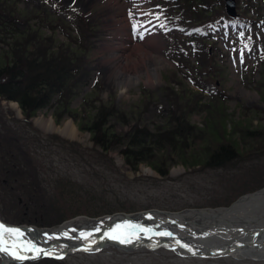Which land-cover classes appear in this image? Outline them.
Returning <instances> with one entry per match:
<instances>
[{
    "label": "rangeland",
    "instance_id": "1",
    "mask_svg": "<svg viewBox=\"0 0 264 264\" xmlns=\"http://www.w3.org/2000/svg\"><path fill=\"white\" fill-rule=\"evenodd\" d=\"M16 1L8 0V3H16L24 15L25 13L33 14L36 17L31 19L23 16L20 19L19 13L16 14L14 11L13 17L9 16L10 21L15 23V28L19 31L35 29L37 34V30L44 31L43 43L34 44L35 51L37 50L42 59L50 52L47 48H51L53 44L51 39L58 40L56 46L61 43L59 47L65 57L71 51L68 45L72 44V48H75V44L76 47L80 46L79 52L78 50L76 52L79 56L67 57L73 60L68 66L78 68L80 61L82 71L91 72L92 79L98 81L99 78L104 85V89L103 87L94 89L92 85L85 88L84 96L88 90L94 89L99 92L100 101L115 102L116 112H133L134 116L142 119V126L155 130L156 126L164 125L169 112V102L162 87L171 81L172 77H175L179 83L182 79L186 83H189V80L179 72L173 75L177 69L165 57V52L167 46L175 49L179 46L176 41L168 39L163 34L158 15L151 6L153 0H118V3H125L126 7H115L118 8L116 11L111 5H114L117 0H95L93 6L81 4L84 0H52L51 5H48L46 0ZM234 1L238 10L245 7V0ZM222 2L221 7L227 5L226 0ZM258 2H260V8H263L264 0H258ZM53 7H60V11H55ZM223 10L225 12L226 9ZM74 12L81 13L83 19L87 20L84 26L82 24L81 37H78L76 41L73 30ZM260 15L257 19L244 18L234 23V27H231L234 29L231 37L226 42L222 39L217 44L227 50V55L221 54L218 59L221 68L216 69V74L209 72L210 78L206 83L194 76V79L196 78V81L202 84L201 87L197 88L192 84L189 86L193 88L188 86L197 93L203 87L204 91L199 94H203L206 99L202 102L209 103L214 98H226L224 100L226 106L212 117L216 123L213 135L206 132L205 136L200 133L202 137L200 139L205 138L203 143H197L192 152L187 151L185 154L189 164L179 162L172 165L167 177L160 175L146 163L141 164L138 170H132L126 164L119 149L104 152L97 148L91 133L86 129L88 124L85 125L81 119L77 120L74 116L62 114L63 112L56 109L57 97L53 100L52 106L28 121L35 122L37 118L44 116L53 118L60 127L72 121L78 130L79 138L70 139L58 133H43L34 123H27L19 105L21 116H18V112L9 103H7L9 108L6 109V101H0V183L4 177L8 176L6 162L10 160L11 163L18 164L14 178L20 180V186L13 188L17 192V194L13 193L14 197L20 199H8L7 211L13 217L30 216L35 219V222L45 226L46 223L57 224L77 217L93 218L110 213H133L130 211L140 212L152 209L161 213H178L189 209H217L229 207L239 197L255 192L257 188L264 185V82L259 76L262 71L259 67L263 63V10ZM179 18L184 20L183 23H179ZM216 18L218 16L207 22L201 21L199 25L207 26L204 30L209 32V26L220 22L215 20ZM255 20V27L249 28V24ZM186 21L183 15L171 14L166 19L165 31L171 37L178 38L179 34L172 35L174 29L198 25H189ZM52 23L55 26L54 34L50 29ZM64 23L66 26H63ZM88 25H92L93 28ZM6 34V32L1 33L0 55L3 51H8L7 43L13 42L9 36L6 38ZM34 36L37 35L34 34ZM91 43L92 45H89ZM142 51L160 54L170 63L166 66V70L161 71L163 85L150 88L141 83L130 89L129 94H123L122 85L115 86L108 80L109 67L121 66L122 59L119 58L136 59ZM193 68L195 71V67ZM173 88L179 97L183 92L181 84ZM242 89L249 94L244 95ZM186 95L189 99L195 100L190 93ZM179 99L185 103L180 97ZM82 101L83 99H78L74 105L80 111L83 108ZM136 105L140 106V112ZM181 105L185 107V104ZM131 106L134 110H130ZM206 109L191 115V122L202 129L210 119L208 112L211 109L208 107ZM221 113H226L228 117L221 118L219 115ZM231 122L242 123L244 126L252 127L251 131L261 130L262 132L256 135H250L247 132L246 135L236 129L231 130ZM135 124V120L130 126L118 124L117 130L120 134H127ZM245 136H248L250 140L241 141V138ZM234 141L241 143L240 147L242 151H245L236 160H224V166L216 169L210 168V162L202 165L211 154L210 151L221 145L219 142L233 143ZM169 153L171 151L167 149L165 154L168 156ZM118 158L122 160L121 164L117 163ZM199 159L202 163L195 167L190 166L193 161H199ZM176 171L179 172L174 174ZM4 182L7 184V179ZM1 199L2 201L4 199L2 194H0ZM4 216L7 218L6 214ZM66 263L264 264V262L251 261L237 262L231 259L186 260L163 252L128 255L120 251H109L98 256H73L69 257Z\"/></svg>",
    "mask_w": 264,
    "mask_h": 264
},
{
    "label": "trees",
    "instance_id": "2",
    "mask_svg": "<svg viewBox=\"0 0 264 264\" xmlns=\"http://www.w3.org/2000/svg\"><path fill=\"white\" fill-rule=\"evenodd\" d=\"M163 3L169 6L160 7V13L164 20L166 17L171 16V14H180L186 17V22H188L189 25L198 24L197 27L202 34H200L198 30H193V27L182 26V36L174 38L177 39V45H188L193 48V50H189V52H192L196 56L197 60L193 63L194 65L188 62L190 59L189 56H184L181 52H174L172 58L175 61L179 73L183 75V77L190 78L197 86H202L196 81V78L194 79V76L199 77L203 83L208 82L210 78L209 72L216 74V69L221 68L218 62V52H221V50L216 48L218 51L216 53L214 50L210 51V48L207 47L209 43L205 41L206 37L209 36V33L204 30L207 26L202 27L199 24L201 21L207 22L218 16L215 20H220V22L217 25L213 24L208 27L210 29V34L216 35V31L219 30L218 32H222L225 36L229 37L232 28L229 26V19L223 10L224 7H221L223 2L222 0H163ZM0 9V37L1 33L6 32V38L9 36L13 40L12 43L4 41L7 43L9 49L8 51H3L2 55H0V101L18 102L27 122H29V119L36 117L40 111L52 106L54 104L53 100L57 97L56 109L63 112L62 114L66 113V115L74 116L77 120L81 119L85 125L88 124L86 129L91 133L92 140L97 148L104 152H111L119 149L126 164L132 170L136 171L141 164L146 163L151 165L153 170L160 175L166 177L169 175V168L172 165H176L179 162L185 165L189 164V159H186L185 154L187 151L192 152L196 148L197 143H203L205 138L203 137L204 139H200L202 138L199 135L200 133L205 134V136L206 132L211 136L213 135V129L216 127V123L212 117H214V114H218V111L225 109L226 105L224 100H226V98H214V100L209 103L207 101L202 102L203 99H206L203 94H199L201 91H204L203 87L198 93L194 92L182 79L181 83L178 81L183 91L179 97L184 100L185 103L181 102L179 97H177V93L173 88L174 86H169L168 88L170 90L167 91L168 95L166 94L169 102V112L166 121L164 125L156 126L155 130H151L149 127L142 126L140 124L141 119L138 116H134L133 112H116L115 102L111 101L104 103L100 101L98 96L99 92L94 89L100 88L101 83L99 80L92 79L91 72L82 71V63L79 61V58L78 68H70L68 66L73 60L67 57H71L72 55L76 57L79 56L76 52L77 50L79 52L80 46L76 47L74 42L73 45L75 44V48L71 47L72 44L68 45L71 51L65 57L59 47L61 43L56 46L58 40L54 41L51 39V43L53 44L51 48H47V51L50 52L42 59L39 56L40 54L37 53V50L35 51L36 48L34 44L43 43L44 31L37 30L38 34L33 29L29 31H19L15 28V23L10 21L9 18V16L13 17L12 13L14 11L16 14L19 13L18 18L20 19L23 16L33 19L36 16L26 13L24 15V12L17 7L16 3L9 4L8 0L0 1ZM243 14V18L247 17L249 19H251L249 17L250 15H260L258 0H247L246 6L243 8ZM4 19L5 21L3 22ZM179 19L182 20L181 18ZM183 21L184 20H182L181 23H183ZM86 22L87 20L83 19L82 16H77L76 24L74 25L75 28H73L76 34L74 37L75 41L78 37H81V31L83 29L82 24L84 26ZM255 22L256 20L249 24V28H254ZM52 24L50 29L52 34H54L55 26L54 23ZM65 24L66 23H64L63 26H66ZM16 26L18 27L19 25ZM90 28H93V26L91 25ZM179 32L180 31H178V34ZM34 34L37 36H34ZM95 37L97 38V35ZM52 38H54V36H52ZM85 41L84 39V42ZM48 43L50 42L48 41ZM89 45H92V43ZM57 53H59V55H57ZM210 60H212V62H209ZM262 62L259 67V69L262 70L259 76L260 79L263 78L264 82V39ZM193 67H195V71ZM175 74L177 73L173 75L175 76ZM91 85L94 89L84 96V89ZM66 91H68V93ZM187 93H190L195 100L189 99L186 95ZM78 99H83L81 103L83 108H81V111L79 108L74 107ZM181 104H185V107ZM136 107L138 109L140 106L136 105ZM206 107L211 109V111L208 112L210 114V119H208L207 123L204 125L205 129H202L191 122V115L195 112L206 111ZM130 110H134V107L131 106ZM138 111H141L140 108ZM219 115L221 118L228 117L226 113H221ZM134 120L136 125L132 127L131 131L127 134H120L115 127L116 124L128 126L134 122ZM231 123V130L236 129V131L246 133V135L247 132L250 135L260 134L262 132L261 130L251 131L252 127L244 126L242 123ZM248 138V136L242 137L241 141L246 142L250 140ZM219 144L221 145H218V147L210 151L211 154L206 158L207 160L203 159L206 161H203L204 163L202 165L209 164L210 162V168L216 169L223 167L225 164L224 160L234 161L242 152H245L244 150L242 151L240 147L241 143L239 142H219ZM167 149L170 150L172 154L169 153L167 156V154H165ZM199 163H202L200 159L199 161H193L190 166L195 167ZM16 166H18V164L11 163V160L6 162V172L8 176L4 177L0 183V194L4 196L3 201L2 199L0 200L2 218L5 221L8 219V221L13 224H36L41 227L59 225L60 223H46V225L43 226L35 222V219L30 216L25 218L20 216L13 217L7 211L8 199H20L13 195V193L17 194V192H15L16 189L13 190V188L20 186L19 178H14L16 175ZM5 179L8 181L7 184L4 182ZM5 214L7 218H5ZM10 217L12 218L9 219ZM33 264L67 263L65 261L45 260Z\"/></svg>",
    "mask_w": 264,
    "mask_h": 264
},
{
    "label": "water",
    "instance_id": "3",
    "mask_svg": "<svg viewBox=\"0 0 264 264\" xmlns=\"http://www.w3.org/2000/svg\"><path fill=\"white\" fill-rule=\"evenodd\" d=\"M226 3L229 14L236 16L235 1ZM262 193L264 196V189L244 196L229 208L78 217L53 229L8 225L0 216V225L5 229L18 230L0 229V264L64 260L111 248L128 253L169 251L182 258L264 261ZM245 201L252 202L255 208L250 217L238 215ZM176 214L179 219L174 217Z\"/></svg>",
    "mask_w": 264,
    "mask_h": 264
},
{
    "label": "bare ground",
    "instance_id": "4",
    "mask_svg": "<svg viewBox=\"0 0 264 264\" xmlns=\"http://www.w3.org/2000/svg\"><path fill=\"white\" fill-rule=\"evenodd\" d=\"M95 0H84L81 2V4H84L85 6L95 5ZM113 10H118V8L115 7H126L125 3H118V0L114 3V5H111ZM75 28V27H74ZM35 31V29H33ZM94 49L92 50V52ZM122 59L120 62L122 63L121 66H110L108 71V80L113 82V85H122L124 89H122L123 94H129L130 89L133 87L139 86L141 83H144L146 86L150 88H158L163 85V77L161 74L162 70H166V66L170 63L166 61V59L156 53H146V52H140L137 56V58L131 60V59ZM174 64V63H172ZM178 70H175V73H177ZM94 78H98L95 77ZM99 79V78H98ZM100 81V79H99ZM101 85L100 87H103V82L100 81ZM188 86L190 85L187 83ZM177 85L179 83L177 82V79L175 77H172V80L169 81L167 84H165L162 87V91L164 94H167V91L170 89L169 86H175L177 88ZM191 87V86H189ZM193 88V87H191ZM104 89V87H103ZM91 90H89L88 93H90ZM242 93L244 95L249 94V92L242 89ZM168 95V94H167ZM166 95V97H167ZM155 98V97H154ZM105 103V102H104ZM17 112L18 116H21V112L17 105L13 104L12 106ZM142 121V119H141ZM132 124V123H131ZM130 124V125H131ZM142 125V123L140 122ZM34 125L38 129H40L43 133L46 134H54L58 133L64 137L70 138V139H77L79 138L78 130L74 123L72 121L66 122L64 126L60 127L57 126L53 118H45L44 116H41L37 118L34 122ZM128 125V126H130ZM136 125V124H135ZM116 129L118 125H115ZM59 136V135H58ZM121 154V152H120ZM122 155V154H121ZM122 160L118 158L117 163L121 164ZM179 171L174 172V174H177ZM260 199L263 201L264 206V196L263 193L260 196ZM253 203L250 201H245L241 204V207L238 209V215L239 216H245L250 217L254 213L252 212L255 208L252 206ZM253 209V210H252ZM246 211V212H245ZM151 212V211H147ZM176 219H179V215H174ZM82 221H86V219H81ZM252 256V253H251Z\"/></svg>",
    "mask_w": 264,
    "mask_h": 264
},
{
    "label": "snow or ice",
    "instance_id": "5",
    "mask_svg": "<svg viewBox=\"0 0 264 264\" xmlns=\"http://www.w3.org/2000/svg\"><path fill=\"white\" fill-rule=\"evenodd\" d=\"M0 229H3L4 231H10V232L18 233V230H16V229H5L3 225H0Z\"/></svg>",
    "mask_w": 264,
    "mask_h": 264
}]
</instances>
